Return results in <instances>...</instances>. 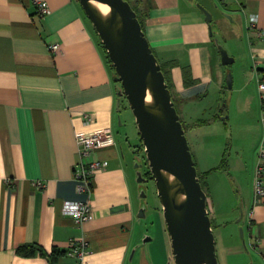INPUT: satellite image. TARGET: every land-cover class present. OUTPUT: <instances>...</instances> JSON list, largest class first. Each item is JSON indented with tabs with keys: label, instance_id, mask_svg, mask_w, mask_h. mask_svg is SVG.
Listing matches in <instances>:
<instances>
[{
	"label": "crops",
	"instance_id": "obj_1",
	"mask_svg": "<svg viewBox=\"0 0 264 264\" xmlns=\"http://www.w3.org/2000/svg\"><path fill=\"white\" fill-rule=\"evenodd\" d=\"M194 1L152 0L142 29L158 62L174 63L171 91L185 133L196 146L201 181L212 171L207 170L213 157L205 150L207 129L221 121L223 106L218 104L227 90L228 69L220 64L213 40L220 43L216 32L225 37L227 53L237 62V149L243 151L246 142L248 147L231 165L237 194L228 189L229 196L217 199L213 193V199L207 184L206 204L218 264H264V203L252 205L263 134L258 82L264 74V39L248 29L251 16L256 27L264 28V0H204L210 8ZM45 2L49 12L39 17L33 0H0V264H151L137 218L134 146L116 128L114 69L78 0ZM196 4L211 14L212 35ZM52 44L59 47L56 53L50 52ZM93 131L113 141L95 153L106 168L93 174L87 195L77 190L73 168L79 161L76 136ZM218 157L221 167L223 150ZM66 201H87L91 219L77 226L61 213ZM226 202L230 206L224 211ZM240 209L244 243L227 221ZM224 213V221L216 217ZM212 217L218 219L214 225ZM71 239L88 242L81 262L67 254ZM26 244L39 250L19 254L17 248ZM53 251L57 255L50 263Z\"/></svg>",
	"mask_w": 264,
	"mask_h": 264
},
{
	"label": "water",
	"instance_id": "obj_2",
	"mask_svg": "<svg viewBox=\"0 0 264 264\" xmlns=\"http://www.w3.org/2000/svg\"><path fill=\"white\" fill-rule=\"evenodd\" d=\"M78 2L114 69L118 125L121 97H125L133 114L150 174L149 177L144 175L142 164L135 158L139 198L145 196L140 183L152 180L169 235L174 264H218L206 194L199 182L185 129L136 13L125 0ZM92 2L105 5L108 13L102 15ZM196 7L204 14V21L212 35L211 14L198 4ZM213 41L219 53L220 64L231 65L233 57L228 55L216 39ZM231 85V72L228 71L225 87L230 89ZM148 92L152 98L151 105H147L145 101ZM218 118L223 121L227 116L218 115ZM145 212L146 206L140 201L137 218H144ZM242 216L240 209V217L236 222ZM238 230L244 243L243 228L239 227ZM143 235L142 244L152 240L145 233ZM135 249L136 247L132 249L129 260Z\"/></svg>",
	"mask_w": 264,
	"mask_h": 264
},
{
	"label": "rangeland",
	"instance_id": "obj_3",
	"mask_svg": "<svg viewBox=\"0 0 264 264\" xmlns=\"http://www.w3.org/2000/svg\"><path fill=\"white\" fill-rule=\"evenodd\" d=\"M132 8L136 10L139 18L143 19V3L141 0H128ZM194 2H198L202 6L205 7L204 4H206L207 7L205 8H210L208 7L209 5L205 3L204 0H195ZM214 22V18H213ZM215 29V27H214ZM216 32V29L214 30ZM227 34V33H226ZM216 38H218L220 44L226 48V44L224 43L225 37L223 34H219L216 32ZM228 38V34H227ZM228 52V50H227ZM229 54V53H228ZM230 55V54H229ZM231 56V55H230ZM237 66V62H234L231 65L224 66L226 68V73L228 71L231 72L232 74V88L225 90L224 95H223V101L221 102V105L218 106H223L222 108V115L221 116H227L225 121L217 120L216 124L210 126L208 128V141L205 144V150L208 151L206 153H210L213 155L211 159L208 160L207 170H212L211 175L207 177V179H203L201 181L200 179V184L204 192L209 194V190L207 189L206 185L208 184L209 187L211 188L212 192V198L215 199L213 193L215 194L216 198L218 197L225 198L226 196H229V190L230 191H235L237 194V190L239 189V185L237 182V179L235 177V174L231 171V165L233 166V163L236 161H240L241 159H236L237 156L243 155L245 150L247 149L248 143H243V151H240V149H237V134L240 133L239 125L237 124V118H235V102H234V96L236 95V86H235V80L234 76L235 74L233 73L235 67ZM120 125H118L116 128L118 129L120 135L128 142L134 146L135 150V158L138 159V161L142 164V172L146 173L148 171V165L145 159V154L142 149V143L138 135V130L137 126L133 117V114L131 110L129 109V105L125 97L120 98ZM239 122V121H238ZM187 143L192 155V158L194 160V156H197V151H196V146H193L192 141V136L188 133H185ZM136 146V147H135ZM224 151V161L221 164L222 166L219 167L220 162L218 161L219 159V154L221 151ZM195 162V160H194ZM206 166V167H207ZM196 167V164H195ZM217 168L216 172L214 169ZM197 170V169H196ZM142 186V190L144 192V197L140 198V201L144 202L146 206V212L144 218L141 219V230L146 234V236L151 237L152 240L145 244L146 250L148 252V255L151 260V264H174V259L172 255V249H171V244H170V239L168 232L166 230L161 206L159 203V200L156 196V190L154 187V183L152 180L149 182H144L140 183ZM207 185V186H208ZM139 196V195H138ZM229 201L230 199L227 198ZM227 201V202H228ZM223 204L222 210L229 209V204ZM227 204V205H226ZM222 216V215H221ZM216 216L218 219L221 218L223 221V218H228L227 214H223V216ZM210 217V216H209ZM240 217V215L236 216L233 218V216L228 218L227 221H230V225L233 229H236V233L239 236V227L241 226V221L236 222V220ZM211 218V217H210ZM217 219V220H218ZM212 224L214 225L216 222L214 221V218L212 217ZM223 223V222H222ZM224 225V223H223ZM214 238L216 241V235L214 233Z\"/></svg>",
	"mask_w": 264,
	"mask_h": 264
},
{
	"label": "built area",
	"instance_id": "obj_4",
	"mask_svg": "<svg viewBox=\"0 0 264 264\" xmlns=\"http://www.w3.org/2000/svg\"><path fill=\"white\" fill-rule=\"evenodd\" d=\"M35 7V15L42 17L49 12L45 0H33ZM255 31L258 37L264 39V28L256 27V18L251 16L249 20V27ZM51 53H56L59 49L57 44H52L50 47ZM258 89L260 91V98L264 102V74L260 77L258 82ZM90 118L86 117V121ZM263 123V134L258 145L257 157L258 161L255 166L253 182H252V205L253 207L264 203V113L261 116ZM112 137L104 132L93 131L80 133L76 136L77 152L79 161L73 168V178L77 181V190L81 193L89 195L92 190V177L98 170H104L106 163L99 160L95 153L98 149L111 143ZM37 187H41L42 183L37 181L34 183ZM251 212L249 216L251 217ZM63 215L70 216L77 226L83 222L91 219L92 211L87 201H66L61 207ZM89 245L84 239H71L68 244L67 254L81 262L86 254H88Z\"/></svg>",
	"mask_w": 264,
	"mask_h": 264
},
{
	"label": "trees",
	"instance_id": "obj_5",
	"mask_svg": "<svg viewBox=\"0 0 264 264\" xmlns=\"http://www.w3.org/2000/svg\"><path fill=\"white\" fill-rule=\"evenodd\" d=\"M125 1H128V0H125ZM142 1V3H143V11H142V13H143V16H144V18H145V16H146V14H147V12L153 7V2H152V0H141ZM129 3V2H128ZM130 4V3H129ZM131 6V5H130ZM131 8H132V6H131ZM133 10H134V8H132ZM134 12L136 13V17H137V19H138V21H139V23H140V25H141V28H142V21L144 20V18L142 19H140L139 18V16H138V14H137V12H136V10H134ZM143 30V29H142ZM154 54V53H153ZM159 63V62H158ZM159 65H160V69H161V71H162V73H163V75H164V79H165V82H166V84H167V88L169 89V91H170V94H171V99L173 100V102H174V106H175V98L173 97V95H172V91H171V81H170V74H169V70H170V68H171V66H173L174 65V63H170V64H168V65H165V64H161V63H159ZM177 111V110H176ZM183 125V124H182ZM184 127V126H183ZM144 175L146 176V177H149L150 176V174H149V171H147L146 173H144ZM198 175V174H197ZM198 178H199V176H198ZM199 182H200V178H199ZM36 249H38V248H36L35 246H33V245H29V244H26V245H23V246H20V247H18L17 248V252L19 253V254H22V255H32L33 253H34V251L36 250ZM39 250V249H38ZM56 253H55V251H53L52 252V259L50 260V263L54 260L53 258H55L56 257Z\"/></svg>",
	"mask_w": 264,
	"mask_h": 264
},
{
	"label": "bare ground",
	"instance_id": "obj_6",
	"mask_svg": "<svg viewBox=\"0 0 264 264\" xmlns=\"http://www.w3.org/2000/svg\"><path fill=\"white\" fill-rule=\"evenodd\" d=\"M92 5H94V7L102 14V15H106L108 13V8L105 6V5H102V4H95L94 2H92ZM146 104L147 105H151L152 104V98L150 96V93L148 92L147 93V96H146ZM169 180H171V177H169Z\"/></svg>",
	"mask_w": 264,
	"mask_h": 264
},
{
	"label": "flooded vegetation",
	"instance_id": "obj_7",
	"mask_svg": "<svg viewBox=\"0 0 264 264\" xmlns=\"http://www.w3.org/2000/svg\"><path fill=\"white\" fill-rule=\"evenodd\" d=\"M149 181H150V180H149ZM149 181H148V182H149Z\"/></svg>",
	"mask_w": 264,
	"mask_h": 264
}]
</instances>
